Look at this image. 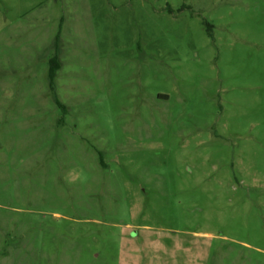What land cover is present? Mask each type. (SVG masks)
Returning <instances> with one entry per match:
<instances>
[{
  "label": "rangeland",
  "instance_id": "374dc122",
  "mask_svg": "<svg viewBox=\"0 0 264 264\" xmlns=\"http://www.w3.org/2000/svg\"><path fill=\"white\" fill-rule=\"evenodd\" d=\"M0 264H264V0H0Z\"/></svg>",
  "mask_w": 264,
  "mask_h": 264
},
{
  "label": "trees",
  "instance_id": "16d2710c",
  "mask_svg": "<svg viewBox=\"0 0 264 264\" xmlns=\"http://www.w3.org/2000/svg\"><path fill=\"white\" fill-rule=\"evenodd\" d=\"M56 69H57V66H56V68L55 67H53L52 68V71L50 72V79L53 81L54 80V78H55V72H56ZM58 102V101H57ZM59 103V102H58Z\"/></svg>",
  "mask_w": 264,
  "mask_h": 264
}]
</instances>
